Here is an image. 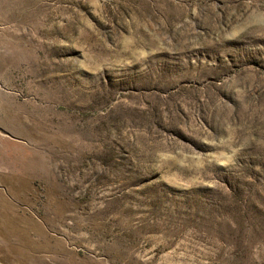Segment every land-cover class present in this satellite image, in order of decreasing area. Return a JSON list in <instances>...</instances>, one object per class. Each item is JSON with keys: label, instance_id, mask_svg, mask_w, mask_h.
<instances>
[{"label": "rangeland", "instance_id": "1", "mask_svg": "<svg viewBox=\"0 0 264 264\" xmlns=\"http://www.w3.org/2000/svg\"><path fill=\"white\" fill-rule=\"evenodd\" d=\"M0 264H264V0H0Z\"/></svg>", "mask_w": 264, "mask_h": 264}]
</instances>
